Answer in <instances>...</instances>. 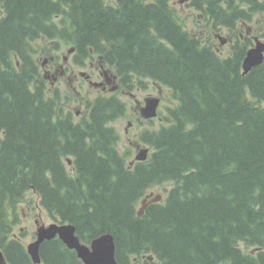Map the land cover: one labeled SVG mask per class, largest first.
Returning <instances> with one entry per match:
<instances>
[{
	"label": "trees",
	"instance_id": "1",
	"mask_svg": "<svg viewBox=\"0 0 264 264\" xmlns=\"http://www.w3.org/2000/svg\"><path fill=\"white\" fill-rule=\"evenodd\" d=\"M189 1L218 32L264 13V0ZM0 11L5 264H34L16 232L28 194L53 221L75 226L82 243L112 235L119 264H264V62L242 74L249 37L220 57L170 0H0ZM44 42L71 46L80 64L99 58L126 92L147 81L171 91L176 106L140 135L146 161L129 163L118 147L112 123L128 109L118 97L90 101L82 129L60 107V90L47 96L35 49ZM164 184L166 197L148 198ZM40 257L83 264L58 238Z\"/></svg>",
	"mask_w": 264,
	"mask_h": 264
},
{
	"label": "rangeland",
	"instance_id": "2",
	"mask_svg": "<svg viewBox=\"0 0 264 264\" xmlns=\"http://www.w3.org/2000/svg\"><path fill=\"white\" fill-rule=\"evenodd\" d=\"M170 1L176 9L178 21L185 29L195 36H200L204 43H211L220 57L225 58L231 55L232 50L229 45L232 35H235V37L242 35V38L249 37L252 43L255 38H259L264 42V13L256 14L252 22L248 24H238L237 29L234 31L222 29V32L218 33L211 29L210 24L201 13L192 9L189 5L190 1ZM217 35L225 41V44H221ZM39 46L38 43L35 44V49L37 50L36 58L39 59L43 74L47 79V96H52L56 89L60 90L59 105L61 108L71 112L74 116H76V110L78 109H81L83 113L89 112L88 103L97 99L101 91L93 84L87 82L84 77L92 75L94 82H102L103 79L100 77L98 69L114 76L113 70L105 68L97 57L85 59L81 64L75 62L74 48L63 43H61L59 49L55 50L52 49V42H44L42 46ZM116 85H118L117 80L113 82L112 86ZM119 89L120 91L117 92L116 96L127 104V115L119 118L112 126L119 135V149L123 153H129L128 162L132 163L136 161V156L142 150L147 149V146L140 141L141 133L147 129L158 128L163 123L162 118L163 115H166V108L176 106L177 102L168 88L150 81L145 83V88L143 89L136 87L133 91L127 92L121 87ZM150 97L160 98L161 107L157 118L145 120L141 116V109L144 105L141 106L140 110H137L136 107L139 102L144 104V100ZM75 120V122H80V119ZM68 169L71 172V168L69 167ZM171 186V184H164L151 188L148 198L157 197L158 195L159 198L160 195L166 197V191ZM26 198V202L22 203L18 208L21 222L17 226L16 232L18 234L25 233L22 240L28 246L35 240V233L38 228L36 222L48 225L53 219L44 208L40 207L37 196L28 194ZM142 203H144V200ZM241 247L244 248L243 245ZM246 250L249 253L253 252V249L250 248Z\"/></svg>",
	"mask_w": 264,
	"mask_h": 264
},
{
	"label": "water",
	"instance_id": "3",
	"mask_svg": "<svg viewBox=\"0 0 264 264\" xmlns=\"http://www.w3.org/2000/svg\"><path fill=\"white\" fill-rule=\"evenodd\" d=\"M255 46L248 50L243 61V75L248 74L253 68L262 65L264 61V43L255 40ZM221 43L225 42L221 39ZM83 75V74H82ZM160 106L159 98H149L142 108L141 114L145 119H153L158 116ZM148 149L136 156V160L146 161ZM59 238L70 250H74L83 264H119L116 259V245L112 235L104 234L95 238L90 245L84 244L76 235V229L72 224H51L48 227L41 226L37 230V239L27 246L28 253L34 264H41L40 247L43 242ZM3 254L0 251V264H4Z\"/></svg>",
	"mask_w": 264,
	"mask_h": 264
},
{
	"label": "flooded vegetation",
	"instance_id": "4",
	"mask_svg": "<svg viewBox=\"0 0 264 264\" xmlns=\"http://www.w3.org/2000/svg\"><path fill=\"white\" fill-rule=\"evenodd\" d=\"M235 38H236L235 36H232V38L230 40L231 41L232 40H235ZM231 41H230V43H231ZM98 71L100 72V77L103 79L102 82H94L92 80V75H86V77H84L87 82L93 84L94 86H96L101 91L100 96H98V98L101 97V98L108 99L111 96H116L117 92L120 91V89H119L120 88V85H116V86L113 87L112 84H113V82H115V80L117 78L115 76H113V75H110L109 73H105L104 71H101L100 69H98ZM116 97H118V96H116ZM119 99L121 100V98H119ZM145 100H144V103H145ZM143 105L144 104L142 102H139L138 103V106L136 107L137 110H140L141 109V106H143ZM85 114L86 113H83L81 111V109H78V110H76V116H79V117L74 116L75 119H81V128L82 129L85 126V119H86V115ZM36 223L39 224L38 221ZM58 224L61 225L62 222H58ZM35 239H36V233H35Z\"/></svg>",
	"mask_w": 264,
	"mask_h": 264
}]
</instances>
